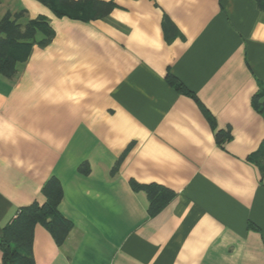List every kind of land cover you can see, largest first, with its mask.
<instances>
[{"label": "crops", "instance_id": "obj_1", "mask_svg": "<svg viewBox=\"0 0 264 264\" xmlns=\"http://www.w3.org/2000/svg\"><path fill=\"white\" fill-rule=\"evenodd\" d=\"M102 1L86 20L0 0L3 53L27 51L0 65V240L58 188L71 228L35 223L34 264H264V7ZM41 18L52 39L29 42Z\"/></svg>", "mask_w": 264, "mask_h": 264}, {"label": "trees", "instance_id": "obj_2", "mask_svg": "<svg viewBox=\"0 0 264 264\" xmlns=\"http://www.w3.org/2000/svg\"><path fill=\"white\" fill-rule=\"evenodd\" d=\"M45 2L59 14L74 15L77 16V18L86 20L104 18L114 7L113 2L102 0H45ZM59 6H61V8H59ZM259 6L260 8L264 7V0H259ZM168 22L169 19L166 17L165 27ZM6 24L7 22L0 23V28H4ZM38 30L43 31L44 34H46L42 43L50 42L53 34L44 18L30 23L26 27L25 32L21 33V35L29 38L28 40L30 42L35 37L36 31ZM12 43L13 42L10 40H0V65L13 66L19 56L20 59H23L26 56L27 51L23 50H21L19 54L17 53V55L15 54L11 56H7V53H3L10 50L9 46ZM24 47L20 49H24ZM168 79L177 87V89L181 91L186 90L185 86L178 82L173 75L170 74ZM134 186L136 189L147 191L149 198L153 203V212L156 211L154 204L156 202V192L159 187L144 186L137 183H135ZM171 196L172 193L170 191L161 194V197L164 199H169ZM61 200V191L58 188H51L50 191L47 192V201L44 204L36 203L23 209L13 224L5 227V235L0 240V250L3 253L2 263L0 264H15L16 258L13 257L14 254L16 256V254L20 252L19 254L25 257L26 255L24 251L29 253V264H34L33 257L31 256V249L33 246V226L37 222L44 224L53 233L59 244L63 243L69 233L71 224L66 221L59 212V204ZM27 240L29 241L28 247L26 245Z\"/></svg>", "mask_w": 264, "mask_h": 264}, {"label": "rangeland", "instance_id": "obj_3", "mask_svg": "<svg viewBox=\"0 0 264 264\" xmlns=\"http://www.w3.org/2000/svg\"><path fill=\"white\" fill-rule=\"evenodd\" d=\"M26 245H27V247H28V245H29V241L27 240V242H26ZM24 251V250H23ZM19 252V251H18ZM20 253V252H19ZM19 253H17L16 254V256L17 255H19V256H15V254H14V258H16L15 259V264H29V261H28V258H29V253L27 252V251H24V253H25V257H23V256H21V254H19ZM12 257V258H13ZM0 263H2V260L0 261Z\"/></svg>", "mask_w": 264, "mask_h": 264}]
</instances>
